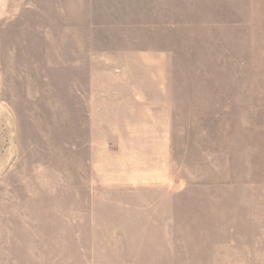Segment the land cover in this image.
I'll use <instances>...</instances> for the list:
<instances>
[{
  "label": "rangeland",
  "instance_id": "rangeland-1",
  "mask_svg": "<svg viewBox=\"0 0 264 264\" xmlns=\"http://www.w3.org/2000/svg\"><path fill=\"white\" fill-rule=\"evenodd\" d=\"M0 264H264V0H0Z\"/></svg>",
  "mask_w": 264,
  "mask_h": 264
}]
</instances>
